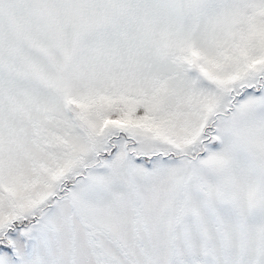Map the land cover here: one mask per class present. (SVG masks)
I'll return each instance as SVG.
<instances>
[{
    "label": "snow or ice",
    "instance_id": "snow-or-ice-1",
    "mask_svg": "<svg viewBox=\"0 0 264 264\" xmlns=\"http://www.w3.org/2000/svg\"><path fill=\"white\" fill-rule=\"evenodd\" d=\"M0 264H264V0H0Z\"/></svg>",
    "mask_w": 264,
    "mask_h": 264
}]
</instances>
